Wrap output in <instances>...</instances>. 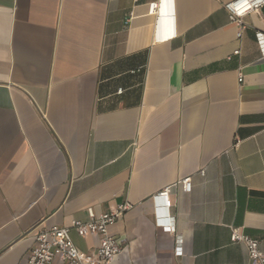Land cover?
Listing matches in <instances>:
<instances>
[{"label": "crops", "instance_id": "crops-1", "mask_svg": "<svg viewBox=\"0 0 264 264\" xmlns=\"http://www.w3.org/2000/svg\"><path fill=\"white\" fill-rule=\"evenodd\" d=\"M229 1L0 0V264L126 200L110 264H254L232 227L264 253V7L239 36Z\"/></svg>", "mask_w": 264, "mask_h": 264}, {"label": "built area", "instance_id": "built-area-1", "mask_svg": "<svg viewBox=\"0 0 264 264\" xmlns=\"http://www.w3.org/2000/svg\"><path fill=\"white\" fill-rule=\"evenodd\" d=\"M159 5V1L152 2L153 12L159 11ZM263 7L264 0H231L225 4L233 21L240 27L239 36L247 26L245 17L251 13L260 12ZM133 14L131 11L128 21L131 20ZM257 37L264 53V33L259 32ZM239 52L240 49L234 51L236 54ZM239 80L242 81L243 77L240 76ZM119 92L121 93L122 89ZM200 173L204 174V170ZM178 184L185 192H191L193 188L192 176L179 180ZM171 190L172 186H167L155 195L158 204L165 203L157 206L156 219L159 224H168L166 226L173 228L170 217L164 216V211L161 209L162 207L169 208ZM132 206V203L126 200L119 203L116 209L101 214H96L90 208L86 220L74 219L68 226L55 224L40 228L34 235L35 244L26 264H110L122 251V246L112 234L111 228L123 218ZM72 230H75L83 238L89 235L99 236L97 249L89 252L80 249L71 237ZM231 239L245 244L254 264H264V253L259 248L258 239L243 234L238 227H232Z\"/></svg>", "mask_w": 264, "mask_h": 264}]
</instances>
